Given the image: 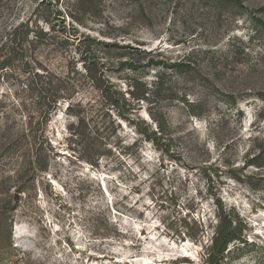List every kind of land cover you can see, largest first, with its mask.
I'll return each instance as SVG.
<instances>
[{
	"label": "rangeland",
	"instance_id": "1",
	"mask_svg": "<svg viewBox=\"0 0 264 264\" xmlns=\"http://www.w3.org/2000/svg\"><path fill=\"white\" fill-rule=\"evenodd\" d=\"M0 127V264H264V0H0Z\"/></svg>",
	"mask_w": 264,
	"mask_h": 264
},
{
	"label": "trees",
	"instance_id": "2",
	"mask_svg": "<svg viewBox=\"0 0 264 264\" xmlns=\"http://www.w3.org/2000/svg\"><path fill=\"white\" fill-rule=\"evenodd\" d=\"M173 68H186L188 65L182 61H179L177 63H174L172 65ZM54 96V97H53ZM134 99H147V96L141 94L140 96L132 95ZM37 101L43 100V104L47 106H51L56 102L57 96L55 95H49L47 88L41 87L37 92ZM47 99V102H46ZM42 113L46 112L45 110L39 111ZM31 139L33 143L35 144V147H31V152L33 154L37 155V152H39V147H36V136L32 133V129H30L28 132L22 131V132H15L14 135H10L7 133V130L4 127H0V142H2L5 145L6 150H9L10 148H16L15 145L18 144L21 140ZM30 155V152H29ZM28 155V156H29ZM262 157V156H261ZM22 158L24 159L22 163L19 164V167L16 171H14L15 177L20 180L22 176L24 175L25 168L27 166L30 167V165L34 166V161L28 160L27 157L24 158V155H22ZM30 158V156H29ZM37 158V156H36ZM38 159V158H37ZM264 160V159H263ZM21 175V176H20ZM241 232L237 227V224L234 219L227 215H221L218 218L217 225L213 230L212 235V245L211 250L215 253V255H222L225 251H228V245L230 243H233L236 240L241 239Z\"/></svg>",
	"mask_w": 264,
	"mask_h": 264
}]
</instances>
